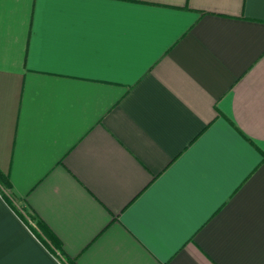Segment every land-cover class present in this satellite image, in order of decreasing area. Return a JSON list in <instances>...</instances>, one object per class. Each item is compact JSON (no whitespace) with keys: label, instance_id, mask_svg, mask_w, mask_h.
I'll return each instance as SVG.
<instances>
[{"label":"crops","instance_id":"0c3cea01","mask_svg":"<svg viewBox=\"0 0 264 264\" xmlns=\"http://www.w3.org/2000/svg\"><path fill=\"white\" fill-rule=\"evenodd\" d=\"M126 7L107 46L0 3V264H264V0Z\"/></svg>","mask_w":264,"mask_h":264},{"label":"snow or ice","instance_id":"6c2138e0","mask_svg":"<svg viewBox=\"0 0 264 264\" xmlns=\"http://www.w3.org/2000/svg\"><path fill=\"white\" fill-rule=\"evenodd\" d=\"M3 0H0L2 3ZM47 6H61L56 35L61 41L79 39L107 46L126 44L136 39L135 21L143 10L126 7L139 0H35ZM264 147V146H262Z\"/></svg>","mask_w":264,"mask_h":264},{"label":"trees","instance_id":"16d2710c","mask_svg":"<svg viewBox=\"0 0 264 264\" xmlns=\"http://www.w3.org/2000/svg\"><path fill=\"white\" fill-rule=\"evenodd\" d=\"M0 184L6 189L11 188L10 179L2 172L1 169H0ZM5 196H7V195L5 194ZM45 232L47 233V236L52 240L54 247L60 248L59 242L56 239H53V236L50 233H48L47 231H45Z\"/></svg>","mask_w":264,"mask_h":264},{"label":"rangeland","instance_id":"374dc122","mask_svg":"<svg viewBox=\"0 0 264 264\" xmlns=\"http://www.w3.org/2000/svg\"><path fill=\"white\" fill-rule=\"evenodd\" d=\"M3 188H4V187L0 184V191H2Z\"/></svg>","mask_w":264,"mask_h":264},{"label":"built area","instance_id":"2783aa9c","mask_svg":"<svg viewBox=\"0 0 264 264\" xmlns=\"http://www.w3.org/2000/svg\"><path fill=\"white\" fill-rule=\"evenodd\" d=\"M58 256H60V253L58 252Z\"/></svg>","mask_w":264,"mask_h":264}]
</instances>
